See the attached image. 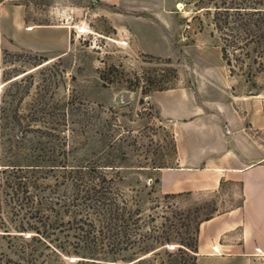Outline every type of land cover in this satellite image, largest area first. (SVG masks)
<instances>
[{
	"label": "rangeland",
	"instance_id": "obj_1",
	"mask_svg": "<svg viewBox=\"0 0 264 264\" xmlns=\"http://www.w3.org/2000/svg\"><path fill=\"white\" fill-rule=\"evenodd\" d=\"M12 2L26 4L27 18L34 23L72 29L60 53V47L48 52L16 49L0 37V95L5 88L8 114L0 160L122 165L102 171L114 178L133 211L139 209L133 218H139L143 233L185 237L187 225L192 229L211 213L224 211L218 205L226 203L220 200L225 193L198 200L164 197L147 171L129 166L174 165L172 122L153 103H167L164 94L170 90L181 91L190 102L198 96L226 104L232 95L264 100V72L247 77L236 62L230 72L222 60L208 4L162 0L161 11L156 7L146 17L138 13L128 31L119 33L121 21L114 10L92 0ZM26 170L27 190L0 187V264L130 263V250L106 255L76 245L68 215H56L50 207L65 192L56 180L58 170ZM163 251L155 250L158 261L167 260Z\"/></svg>",
	"mask_w": 264,
	"mask_h": 264
},
{
	"label": "crops",
	"instance_id": "obj_2",
	"mask_svg": "<svg viewBox=\"0 0 264 264\" xmlns=\"http://www.w3.org/2000/svg\"><path fill=\"white\" fill-rule=\"evenodd\" d=\"M92 1L114 10L119 33L128 31L138 13L146 17L162 9V0ZM71 29L34 23L26 4L0 2V37L13 48L48 52L60 47V53ZM164 95L167 103H153L172 122L176 157L172 166L147 170L157 190L197 200L226 196L218 205L224 211L199 223L197 264L264 263V100L232 95L225 104L198 96L190 102L178 90Z\"/></svg>",
	"mask_w": 264,
	"mask_h": 264
},
{
	"label": "trees",
	"instance_id": "obj_3",
	"mask_svg": "<svg viewBox=\"0 0 264 264\" xmlns=\"http://www.w3.org/2000/svg\"><path fill=\"white\" fill-rule=\"evenodd\" d=\"M198 2L208 4L206 7L212 9V21L221 41V58L230 72H233L234 62L238 64L241 74L247 77L264 72V0H198ZM253 66L255 67L252 68ZM2 91L1 148L4 144L8 118L5 88ZM121 166L101 161L89 165L84 162L69 164L66 159L35 158L24 162L0 160L2 169L0 173L5 174L0 175V187L11 185L16 189L24 187L27 190L30 181H27V177L22 173L27 172L26 169H33V172L34 170L39 172L40 169H57L59 175L56 180L65 188V192L63 196H58L55 202H50L53 205L50 207L56 215L61 213L68 215L69 229H74L77 235L76 245L80 248L96 251L99 249L100 253H107L106 255L109 252L115 254L117 251L130 250L133 256L129 258V264H197V232L201 220L192 229L187 225L185 230L187 235L177 239L171 238L169 234L165 236L167 232L164 231L161 235L139 232L142 225L138 224L139 218H133V215L139 213V209L133 211L129 200L124 197L126 194L114 186V178L107 177L102 171L116 170ZM129 166H137L145 171L163 167ZM37 181L36 177L33 183ZM73 224L76 225L75 228ZM168 244L173 245L171 250L167 248ZM157 248L164 249L166 261L157 260L159 257V253L155 252ZM56 251L59 254H68L66 248H57Z\"/></svg>",
	"mask_w": 264,
	"mask_h": 264
}]
</instances>
